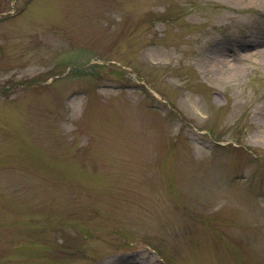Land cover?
I'll return each mask as SVG.
<instances>
[{
    "label": "rangeland",
    "instance_id": "1",
    "mask_svg": "<svg viewBox=\"0 0 264 264\" xmlns=\"http://www.w3.org/2000/svg\"><path fill=\"white\" fill-rule=\"evenodd\" d=\"M0 264H264V0H0Z\"/></svg>",
    "mask_w": 264,
    "mask_h": 264
}]
</instances>
